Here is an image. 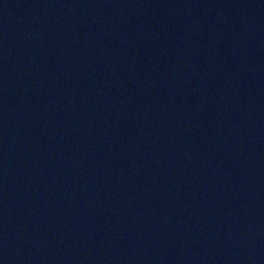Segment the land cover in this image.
Instances as JSON below:
<instances>
[{
    "label": "water",
    "instance_id": "obj_1",
    "mask_svg": "<svg viewBox=\"0 0 264 264\" xmlns=\"http://www.w3.org/2000/svg\"><path fill=\"white\" fill-rule=\"evenodd\" d=\"M0 264H264V0H0Z\"/></svg>",
    "mask_w": 264,
    "mask_h": 264
}]
</instances>
